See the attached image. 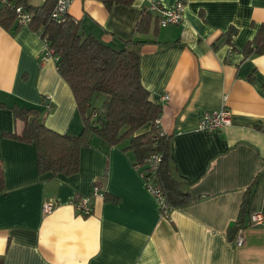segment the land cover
<instances>
[{
	"label": "crops",
	"instance_id": "0c3cea01",
	"mask_svg": "<svg viewBox=\"0 0 264 264\" xmlns=\"http://www.w3.org/2000/svg\"><path fill=\"white\" fill-rule=\"evenodd\" d=\"M68 1L81 31L113 48L135 36L151 39L139 43L141 82L162 105L159 126L189 201L163 216L131 152L98 138L80 149L77 173L40 174L34 145L6 135L22 125L0 106V264H264V225L251 226L246 217L241 246L227 236L256 179L250 214L264 207V53L244 51L264 31V0H182L179 24L152 22L145 35L135 32L149 3L180 0L109 8L102 0ZM0 103L47 111L44 122L58 133L82 129L56 59L28 24L0 25ZM222 107L232 112L229 126L197 129L202 111ZM94 184L91 213L81 215L74 200L90 196ZM46 201L55 205L49 212Z\"/></svg>",
	"mask_w": 264,
	"mask_h": 264
},
{
	"label": "trees",
	"instance_id": "16d2710c",
	"mask_svg": "<svg viewBox=\"0 0 264 264\" xmlns=\"http://www.w3.org/2000/svg\"><path fill=\"white\" fill-rule=\"evenodd\" d=\"M102 1L107 8L114 3L133 2ZM55 2L56 0H44L41 5L34 6L29 0L0 1V25L7 30L21 25L16 14L18 6L31 15L28 25L37 30L45 41L47 55L56 59L58 73L67 82L74 96L82 119V129L77 135L58 133L46 126L44 118L47 111L42 112L17 103L11 106L0 103V106L11 110L15 120L22 125L21 132L6 135L34 145L40 174L77 173L80 149L83 146L93 147L95 138L109 147L123 144V150L131 152L134 166L145 177L149 175V158L157 154L160 161L154 173V181L160 185L170 211L186 204L189 194L181 186L173 170L170 138L156 123L162 114V105L150 99L149 91L141 82L140 44L130 39L123 43L122 48H113L90 34H84L80 22L71 17L68 11L54 20L51 11ZM152 22L159 25L157 16L154 17L144 9L135 33L145 35ZM234 33V29L229 30V37ZM244 51L247 55L264 53V31H259L247 43ZM98 95H103L99 104ZM98 184L96 182L97 186ZM256 184L258 179L244 192L237 218L227 231L230 241L235 240L239 229L246 227L245 219L250 217ZM4 190V177L0 170V194Z\"/></svg>",
	"mask_w": 264,
	"mask_h": 264
},
{
	"label": "built area",
	"instance_id": "2783aa9c",
	"mask_svg": "<svg viewBox=\"0 0 264 264\" xmlns=\"http://www.w3.org/2000/svg\"><path fill=\"white\" fill-rule=\"evenodd\" d=\"M5 2L6 0H0ZM69 1L68 0H56L54 7L51 11V17L54 20H57L64 15L66 11H68ZM186 3L182 0L177 1L173 6L168 7L161 4L158 1H151L149 5L146 7L147 11L156 14L158 23L160 26L164 27L169 24H179L184 19ZM16 14L18 23L21 25H27L31 21V15L26 12L21 6L16 7ZM44 48L47 55V46L44 41ZM48 98V97H47ZM165 99H168L169 96L165 95ZM49 108L50 105L47 104ZM232 122V112L226 108L222 107L217 110H204L200 113L198 122H197V129L203 132H216L220 129H223L229 126ZM156 123L159 124V119L156 120ZM160 161V157L157 154L151 155L148 160V176H143L145 179L146 186L148 187L149 191L154 195L158 204L160 206V211L163 216L167 217L170 212V208L165 201V197L162 193L160 185L156 184L154 181V173L158 168V164ZM98 194L97 187L94 186L92 193L90 196L87 197H80L79 199L74 200V206L76 210L81 215H89L91 213V197L93 195ZM54 204L50 201H46L43 204V211L49 212L54 208ZM249 225L251 226H258L264 225V213L256 212L250 214L249 217ZM243 229H239L236 236H235V245L241 246L244 244V237L242 234Z\"/></svg>",
	"mask_w": 264,
	"mask_h": 264
},
{
	"label": "water",
	"instance_id": "95a60500",
	"mask_svg": "<svg viewBox=\"0 0 264 264\" xmlns=\"http://www.w3.org/2000/svg\"><path fill=\"white\" fill-rule=\"evenodd\" d=\"M134 42H138V43H146V42H150L151 39L149 38H145V37H141V36H135L132 39Z\"/></svg>",
	"mask_w": 264,
	"mask_h": 264
},
{
	"label": "rangeland",
	"instance_id": "374dc122",
	"mask_svg": "<svg viewBox=\"0 0 264 264\" xmlns=\"http://www.w3.org/2000/svg\"><path fill=\"white\" fill-rule=\"evenodd\" d=\"M103 95H98L97 103L99 104L102 100Z\"/></svg>",
	"mask_w": 264,
	"mask_h": 264
}]
</instances>
